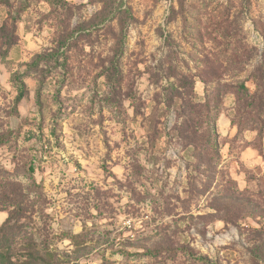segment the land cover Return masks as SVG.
Listing matches in <instances>:
<instances>
[{"label": "rangeland", "instance_id": "374dc122", "mask_svg": "<svg viewBox=\"0 0 264 264\" xmlns=\"http://www.w3.org/2000/svg\"><path fill=\"white\" fill-rule=\"evenodd\" d=\"M0 264H264V0H0Z\"/></svg>", "mask_w": 264, "mask_h": 264}, {"label": "trees", "instance_id": "16d2710c", "mask_svg": "<svg viewBox=\"0 0 264 264\" xmlns=\"http://www.w3.org/2000/svg\"><path fill=\"white\" fill-rule=\"evenodd\" d=\"M10 37H8V42H6V46L11 45V43H13L11 40H13L15 38V34L14 35H9ZM11 38V39H10ZM10 39V41H9ZM114 66H117L119 68V64L120 61L119 60H113L112 61ZM121 69V68H119ZM119 69L117 72V76L116 79H118L119 76ZM175 77V79L178 82L177 87L173 88L170 93L165 94V99L166 102L169 104L171 102V105L176 104L177 106H179L180 109V113L179 115H181V117L183 118V128L186 129V131L190 132V133H181L180 138L182 140H185L186 142L190 143L192 142L194 147L196 148V150H202L201 152H199V156H200V160L201 161H206L205 158L203 160L201 153L204 150H211L214 152V155H216V157L218 156V151H217V146L219 144L218 140H216L215 138V130L214 127L209 130V127H206L200 123L202 122L203 117L207 118L208 121L214 122V120H212L213 118H211V112L214 111V107L212 105H210V98L206 97V100L200 101L199 97L195 94V80L193 78H191L190 76H188L187 74L184 73H173V75L167 76L168 79H170L171 77ZM216 79L220 78L219 76H214ZM117 84H121V79H118V82H116ZM207 84V83H206ZM21 85L23 86V82H21ZM21 90H23V88H21ZM220 92H222L221 90H218L219 94ZM24 95L23 93H21V96ZM176 99H178L179 101H181V104H178V102L176 101ZM215 101L216 98L214 99ZM206 113V115H205ZM199 122V124L197 125V123ZM214 133V134H213ZM200 137V139H198ZM202 138V139H201ZM213 158H210L209 162L212 161ZM228 197H224L223 200L227 203L224 206H219V210L220 211H224L225 214H221L223 215V219L227 220V221H235L237 218H239L240 215L236 214L237 210H234L232 208L233 205H230V200H235L237 202V200L235 198H229ZM232 203H235L234 201ZM218 209V208H217ZM251 213V212H248Z\"/></svg>", "mask_w": 264, "mask_h": 264}]
</instances>
